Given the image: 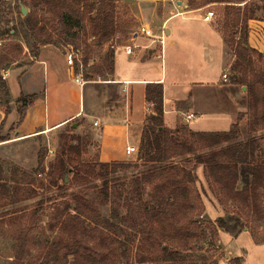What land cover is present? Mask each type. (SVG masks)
Wrapping results in <instances>:
<instances>
[{"label": "trees", "instance_id": "1", "mask_svg": "<svg viewBox=\"0 0 264 264\" xmlns=\"http://www.w3.org/2000/svg\"><path fill=\"white\" fill-rule=\"evenodd\" d=\"M19 1L23 5L29 4L31 10L19 21V28H12L13 33L8 37L9 42H16L12 44L15 50L21 51V40H24L30 58L37 57L40 47L44 45L50 44L58 49L71 46L74 52H80L83 46L81 65L85 69L79 70V60H75V73H81L83 80L88 81L91 69L101 81L110 80L108 77L113 72L114 35L119 32L120 24L116 0ZM203 1L202 5L211 2L222 3V24L218 31L223 43L232 53L231 67L241 73V84L248 88L249 132L263 130L264 78L260 79L254 72L257 69V61L262 60L264 56L251 48L247 42V22L251 19L249 13L253 10L246 8L245 4L243 8L232 4L244 0ZM88 40L94 45L103 43L108 45L104 67H90ZM2 61L8 64L16 61V58L5 55L0 59V63ZM3 87L6 103H9L7 85ZM28 96V101L22 94L17 99L20 115L14 126L23 121L27 108L34 105L38 97L37 94ZM145 97L151 104V111L145 118L136 162L129 164L123 161H99L97 164L98 175L103 178L101 192L108 204L107 215H102L79 202H75L77 205L73 208L67 202H60L51 207L48 229L57 232V236L67 232L71 236L73 231L78 239L89 234L91 237L105 235L110 240H115L122 234L134 238L137 236L139 247L143 246L147 251L141 254L137 261L139 264H186L189 260L195 264L188 253L197 249L198 242H205L207 235L200 231L201 220L198 215L204 212V205L195 185L194 170L198 165H202L203 177L213 197L221 206L230 207L238 212L237 216L217 217L208 224V229L213 232L212 239L216 240L219 230L236 237L243 228L242 216L245 217L247 230L248 224L255 226L264 224V161L254 156L255 150H262V140L253 138L216 150L219 144L232 140L234 134L225 131L193 132L183 128L186 131L183 137L181 127L173 131L163 127L161 85L148 84ZM4 114L6 119L8 110H5ZM244 115L241 113L238 118ZM7 139L9 138L0 137V142ZM74 139L76 144L69 146L68 149L78 154L79 138ZM213 147L215 150L211 149ZM206 148L210 150L203 152L202 150ZM183 158H187V161L180 162ZM139 162L160 165L140 174L138 178L133 177L138 185L141 181L150 184L152 193L148 200L142 198L144 188L136 186L123 195L117 186L109 184L108 181L110 174L114 175L131 165L137 166ZM75 166L73 158L69 157L68 163L61 160L60 178L63 180V175L70 170L73 171ZM240 181L243 184L239 187ZM65 182L63 181L61 187L66 186ZM29 183L25 181L14 184L13 203L35 196V190L27 193L26 188H21ZM35 205L40 208L42 202ZM35 211L31 210L27 214L30 225L34 224ZM60 243L61 240H58L53 242L52 246L58 249ZM90 249L93 253H98L96 248Z\"/></svg>", "mask_w": 264, "mask_h": 264}, {"label": "rangeland", "instance_id": "2", "mask_svg": "<svg viewBox=\"0 0 264 264\" xmlns=\"http://www.w3.org/2000/svg\"><path fill=\"white\" fill-rule=\"evenodd\" d=\"M27 2L29 1L27 0ZM186 3L187 8H192L202 6L204 1L186 0ZM21 4L19 0H0V59L5 55L16 58V61L12 63L7 64L5 61L0 63L1 138H10L15 135L18 126H14V124H16L20 115L19 104L17 103L18 96L15 98L10 96L9 103H6L3 86L6 84L9 91L8 82L13 84L16 77L27 69L32 62V59L28 56V49L25 46L24 40H21V51L15 50L12 46L16 42H9L8 40L9 35L13 33L12 28H19V21L23 18L20 12ZM170 4L172 8L175 6L171 1ZM23 6L28 12L31 10L29 4ZM243 6H240V8H243ZM245 6L253 10V12L249 13L251 19L247 22L248 42L251 31L254 32L261 28L258 31L264 36V0H249L245 3ZM116 7L120 24L118 27L119 32H116L114 35V50L121 48V45H125L130 38L128 33L136 31L138 27L130 11L131 6L125 0H116ZM211 9L214 10L217 16L211 22V26L219 33L218 29L222 24L223 6L217 4L212 6ZM191 17H195V15L188 14L179 16L172 20L170 24H180L185 22L182 18L186 19ZM179 41L182 48L178 51L175 48H169L168 45H165L167 54H164L163 62L165 61L166 65L163 64V70L167 76V83L168 79L170 80V54H173L174 57L177 56L182 61L184 60L182 56L185 55L186 58V51H188L189 57H197L198 62L196 65H204L201 63L203 60L201 44L196 43L190 37L181 38ZM87 44L90 46V59L88 61L90 67H104L108 45L106 43L94 45L91 40H88ZM11 47L13 48L12 51L10 50ZM185 48H188V50H183ZM224 48V65H219V60L216 61L215 58L213 68L210 71L203 72L211 77V80L216 86L217 82L221 80V73L223 72L227 75V82H221L227 86H223L217 90L215 89V100L219 103V109L227 111L226 114L230 118H227L226 121L231 119L234 123L228 128L226 121L215 119L214 127L215 130L228 129L225 132H232L234 138L229 142L219 144L216 146V150L229 145L244 143L253 138H261L262 150H255L254 156L256 159H262L264 161V129L255 133L249 132L248 88L246 85L241 84V73L234 71L231 67L233 62L231 51L226 45ZM59 50L60 53L64 50L65 53L63 54L65 59H67L68 54H72L73 67L75 60H79V62L77 61L79 70L85 69L81 65L83 46L80 52H74L71 46H65ZM257 51L261 52L264 56V49ZM217 56H219V53L215 55V57ZM256 66L257 69L254 74L260 79H263L264 57L262 60L257 61ZM90 74V80L86 81V85L84 86V103L85 105L90 103L89 108L99 111L102 108L104 96H109V94L115 95V91L113 88H106L104 82H101L99 77L96 76V73L92 72L91 69ZM188 76L182 74L181 79L183 82L190 81ZM190 77L192 80L198 79V81L199 79H208L193 78L192 75ZM13 88L15 90L14 86ZM206 92L208 93L209 90ZM22 95L26 97V101L29 100L28 95ZM38 97L40 96L38 95ZM5 110L9 112L6 119H4ZM241 113L245 115L238 118V115ZM195 121L192 120L190 124L193 125ZM180 127L181 136L184 137L186 135L185 130H189L187 124L181 121ZM71 128L72 126L67 125L31 139L0 146V264H139L137 261L140 259L141 254L147 252L143 246L142 248L139 247L137 236L134 238L128 234H122L118 235L115 240H110L105 235L91 237L89 234L78 239L73 231L71 232V236L68 234L69 232L61 233L57 236V232L54 233L48 229V219L52 212L51 207L54 204H60V202L69 203L71 208L77 205L75 202H79L87 208L98 211L102 215H107L108 213V204L105 202L101 192L103 178L98 175L99 167L97 165L99 162L98 140L100 125L98 123L94 125L91 119H82L72 128V131ZM76 137L79 138L77 140L80 143L78 154L68 149L69 146L76 144V140L74 139ZM49 149L52 150V153H49ZM69 157L73 158L76 166L73 171L70 170V172L64 174L62 180L60 178V161L63 160L68 163ZM136 160L137 158L134 160L128 159L123 162L133 164ZM185 161H187V158H183L180 162ZM156 166L160 165L141 164L140 162L137 166L131 165L114 175L110 174L108 176L109 184L117 186L123 192V195L127 190L135 189L136 186L140 189L144 188L142 198L148 200L152 193L150 184L141 181L138 185L135 183L133 177L137 176L136 178H138L140 174ZM194 174L195 185L200 194L202 193L212 198L213 195L208 189L204 177L202 179L200 174L196 172ZM64 178H66V186L61 187ZM25 181L30 182L27 185L28 187L21 188H26L27 193H30L32 189L35 190V196L24 201L13 203L14 184H20ZM242 184L243 182L240 181L238 186L240 187ZM37 202H42L40 208L36 207L35 204ZM31 210H36L33 225L29 224L27 215ZM122 212L124 213L125 210L123 209ZM237 213L236 210L230 207L225 208L221 206L216 198L215 205L208 204L204 207V212L201 215L199 214L198 218L201 220L200 231L207 235L204 239L205 242H198L196 244L197 249L188 253L195 264H264V224L259 226L248 224L249 229L247 230L245 228V217L242 216L241 225L243 228L236 237L227 233V236L225 234L221 238L218 235L216 240L212 239L213 232L208 229V224L215 221L217 217L227 215L237 216ZM31 226H33L32 229ZM219 231L218 233H220ZM64 234H68L69 237ZM58 240H61V243L57 249L52 244ZM90 247L96 248L98 253H93ZM186 264H192V261L189 260Z\"/></svg>", "mask_w": 264, "mask_h": 264}, {"label": "crops", "instance_id": "3", "mask_svg": "<svg viewBox=\"0 0 264 264\" xmlns=\"http://www.w3.org/2000/svg\"><path fill=\"white\" fill-rule=\"evenodd\" d=\"M125 1L131 6L130 11L138 27L144 24L152 28L156 34L164 32L162 54L159 43L145 36H138L132 41L128 39L127 43L135 46L129 55L125 54L122 48L115 49L112 57L113 72L108 77L110 80L104 82L106 88L114 89L115 95L104 96L102 108L100 106L101 109L95 111L96 109L89 108L90 103L85 105L83 96L86 83L82 88L75 82L74 78H82V75L75 73L74 67L67 63L63 52L60 53L57 47L50 44L40 47L37 57L30 58L32 62L28 68L16 77L13 84L8 82L12 98L19 97L20 94H37L40 97L36 98L34 105L27 108L15 135L0 142V146L31 139L67 125L72 126L82 119H91V122L97 121L100 125L98 140L100 162L134 160L138 156L145 118L151 111V104L145 97L148 84H159L162 87L164 128L175 130L180 127L183 115L191 113L192 119L185 123L193 132L228 130H215L214 127L215 119L226 121L230 118L226 110L219 109V103L215 100V89L226 87L227 85L221 82L227 81H223L221 77L216 86L211 77L203 73L213 68L215 58L216 61L219 60V65H224L225 44L221 35L211 26L212 21H203L201 14L196 11L199 7L187 8L186 1L181 3L173 0ZM170 1L175 5L173 8ZM188 14L195 17L182 18L185 22L180 24H170L176 17ZM253 28L255 29L254 25ZM258 30L251 31L248 44L262 51L264 36ZM187 37L201 44L203 56L201 63L204 65H196L197 57H189L188 51L186 58L185 55L182 56L184 59L182 61L170 54V80L168 79L167 83V76L163 70V64L166 65V62H163L164 54H167L165 45L175 48L176 51L181 50L179 40ZM218 53L217 58L215 55ZM182 74L189 75L190 81L183 82ZM190 75L193 78L208 79L192 80ZM192 120H196L193 125L190 124ZM233 123L234 121L230 119L226 121V126L229 128ZM127 146L132 148L129 154L125 152ZM211 149L215 150V147ZM209 150L206 148L202 151ZM194 172L200 174L203 179L202 165H198ZM201 196L204 207L208 204L215 205L213 196L209 198L202 193ZM219 232L221 238L225 234L227 236V233Z\"/></svg>", "mask_w": 264, "mask_h": 264}, {"label": "built area", "instance_id": "4", "mask_svg": "<svg viewBox=\"0 0 264 264\" xmlns=\"http://www.w3.org/2000/svg\"><path fill=\"white\" fill-rule=\"evenodd\" d=\"M173 1L174 2L178 1L181 3L182 1H186V0H173ZM248 1L249 0H244L243 2L232 3V4L237 5V6H243ZM217 4H222V3H216V2L207 3V4L202 5L199 8H197L196 11H198L201 14V18L203 21H206V22L213 21L217 16H216L214 10L211 9V7L215 6ZM138 36H145L146 38L151 39V41H153V42L157 41L160 45L161 54H162V50H163V46H164V40H165V35H164L163 31H160L159 34H156L152 30V28L143 24V25H140L136 31H132L129 33V37H130L129 41L134 40ZM133 47H135V46H133L132 44H129V43H126L125 45H121V48L123 49L124 53L128 54V55L132 53ZM67 63L69 65L73 66L71 53L67 55ZM221 77H222L223 81H227V75L225 73H223L221 75ZM2 78H4V76H2ZM74 80L81 87L86 83V81H84L82 78H79V77H75ZM101 82H105V81H101ZM192 117H193V114H191V113L185 114V115H183V121L187 123L192 119ZM93 124L97 125V121H94ZM131 150H132V148L127 146L125 148L126 154H129L131 152ZM48 151H49V153H52L51 149H49ZM38 175H40V174H38Z\"/></svg>", "mask_w": 264, "mask_h": 264}, {"label": "water", "instance_id": "5", "mask_svg": "<svg viewBox=\"0 0 264 264\" xmlns=\"http://www.w3.org/2000/svg\"><path fill=\"white\" fill-rule=\"evenodd\" d=\"M20 12L23 16H25L28 13L27 9L22 4L20 5ZM242 89H244V87H242ZM75 126L76 124H73L72 128H74ZM64 181H66V178H64Z\"/></svg>", "mask_w": 264, "mask_h": 264}]
</instances>
